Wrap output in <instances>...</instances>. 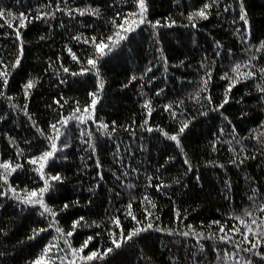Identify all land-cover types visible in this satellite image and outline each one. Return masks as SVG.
<instances>
[{
    "label": "trees",
    "instance_id": "1",
    "mask_svg": "<svg viewBox=\"0 0 264 264\" xmlns=\"http://www.w3.org/2000/svg\"><path fill=\"white\" fill-rule=\"evenodd\" d=\"M143 6L0 0V264H264V0Z\"/></svg>",
    "mask_w": 264,
    "mask_h": 264
},
{
    "label": "snow or ice",
    "instance_id": "2",
    "mask_svg": "<svg viewBox=\"0 0 264 264\" xmlns=\"http://www.w3.org/2000/svg\"><path fill=\"white\" fill-rule=\"evenodd\" d=\"M140 6H141V9H142V12H143V7H144V6H143V0H140ZM208 7H210V5L205 4V5H204V8H202L201 10H199V11H198L197 13H195L194 15H195V16H198V17H201V18H203V19H207L208 16H207V13H206V9H207ZM83 14H84V12H81V15H83ZM4 15H5L4 11H3L2 9H0V18H2ZM8 15H11V13H8ZM18 19L20 20V27H23V26H24V21L27 20L28 18L22 13ZM189 19H192V17H189ZM140 22L142 23L143 20L141 19ZM125 23H128L127 19L125 20ZM132 23L134 24V23H136V21L133 20ZM10 26H11V25H10ZM119 27L124 28V25L122 24V25H120ZM125 30L127 31V30H131V29H125ZM117 35H119V33H117ZM120 38L123 39V37H120ZM77 39H79V38L77 37ZM92 42H93V44L96 46L97 50H98L101 54L104 53V51H105L106 48H109V45L106 44V43H104V42L97 43L96 40H95V38H93ZM69 51H71V50H69ZM73 59H76V57H75L74 55H73ZM88 63H89L90 65L95 66V61L92 60V59H89ZM238 68H239V66H237V69H235V71H238ZM65 71H67V69H65ZM3 75H6V73H0V76H3ZM252 75H253V73H241V74H240V77H241V78H246V77H250V76H252ZM225 78H227V77H225ZM6 82H7V81L5 80V83H6ZM235 83H236L235 80H233L232 83H230V85H229V90L231 89V87H233V86L235 85ZM33 86H34V85H33V82H32V81H29L25 87H26V89H31ZM95 103H96V100H95V98H94V99L92 100V106H93V107H94ZM61 106H62V105H61ZM146 106H147V105H146ZM84 111L87 112L88 109L85 108ZM149 111H150V109H149ZM76 112H80V109L77 108V109H76ZM72 118H75V119L80 120L81 123L84 122V117H83V116H76L75 113H74V114H73V117L65 118V120L60 121V122H58V123L66 124V123H67V120H68V119H72ZM51 127L53 128V130H54L55 133H56V136H55L54 138H52V139L54 140V139H56V138L59 137V128H57V126H56L55 124H53ZM103 127L106 128L107 125H103ZM149 130H151V129H149ZM183 130H184L183 128L180 129L181 132H183ZM170 139H172V140H177V137H176V136H171ZM55 150H56V144L53 142V144H52V150H51V151H48V152H45V153L43 154V156L40 157V158H38V159H39V160H43V161H47V159H48L49 157H51V156L54 154ZM30 163H37V160H32V161H30ZM43 166H44V165L41 164V169L43 168ZM16 167H20V165H17ZM0 168H3V169H4V173H0V178L4 179V181H5V183H6V182H7V175L10 174L9 169H11V171H15L16 168H15V167H12V165H11L10 163H3V164H0ZM49 179H52V180H59V177H58V176H54V177H50ZM47 187H48V183H47V180H46V181H45V187L42 188V189H40V192H39V193H37L36 191L28 192V193L26 194V197L24 198L23 202H24V203H28V204H41V205H42V203H43L42 199H35V198H36L38 195H39L40 197H42L43 193L47 190ZM12 191H15V189H12ZM65 207H67V205H65ZM129 207H131V206H129ZM45 211H46V212H49L50 209H48L47 207H45ZM261 211H264V209H261ZM129 214H131V213H129ZM248 215L251 216V213H248ZM133 219H135L134 216H133ZM237 219L239 220V223L245 227V229L247 230V232H251V233H253V235L256 234L255 232H253V229H252V227H251V224H256V221H255V220H252V221H251V224H248V223H246L245 220H243V219H240V218H237ZM78 223H79V221L74 222V224H73V229H75V227H76V225H77ZM116 223L118 224L119 222L116 221ZM214 223H219V222L217 221V222H214ZM261 223H264V221H262ZM147 227L150 228V227H151V224H148ZM257 228L259 229V225H257ZM142 230H146V229H139V228H138V229H135V230H134L132 233H130L128 236L123 237V239H124V240L131 239L133 235H136L138 232H140V231H142ZM220 230L223 232V231H224V226H221ZM57 231H62V230L57 229ZM229 232H232V233L240 232V229L234 225L233 228L229 230ZM72 234H73L72 232H68V233H67L68 236H71ZM121 235L123 236V234H121ZM242 235H243V237H244V241H245V242H248V236H247V234H246V233H242ZM260 235H261V236H264V232H261ZM221 239L229 240V239H231V237L226 233L225 236L222 237ZM89 240H91V237H89ZM249 243H251V242H249ZM258 243H259V241H257L256 243H252V244H251V248L246 249V251H251L252 248L257 247V244H258ZM87 244H88V241H85L84 246L81 247L80 249H72V254H73V256L77 255L78 253H82V252L84 251V248L87 247ZM113 244H114L116 247H120V242H119L118 240H116V239L113 240ZM52 247H54V246H52ZM49 251H51V247L45 249V254H47V252H49ZM111 251H112L111 248L107 249L103 254H101V253L98 252V251H93V252H91L89 255L81 257V259H85V260H93V259H96V258H101V259H102L104 255H107V254H108L109 252H111ZM34 264H45V261H44L43 256H42L40 259L36 260V261L34 262ZM71 264H75V261L73 260V261L71 262Z\"/></svg>",
    "mask_w": 264,
    "mask_h": 264
}]
</instances>
